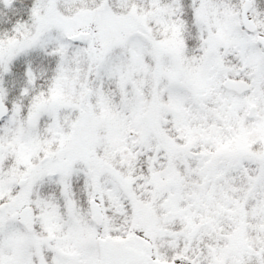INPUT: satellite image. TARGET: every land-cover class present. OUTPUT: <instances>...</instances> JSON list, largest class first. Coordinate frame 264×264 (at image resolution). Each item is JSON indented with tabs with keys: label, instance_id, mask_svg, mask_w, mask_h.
Instances as JSON below:
<instances>
[{
	"label": "snow or ice",
	"instance_id": "1",
	"mask_svg": "<svg viewBox=\"0 0 264 264\" xmlns=\"http://www.w3.org/2000/svg\"><path fill=\"white\" fill-rule=\"evenodd\" d=\"M0 264H264V0H0Z\"/></svg>",
	"mask_w": 264,
	"mask_h": 264
}]
</instances>
